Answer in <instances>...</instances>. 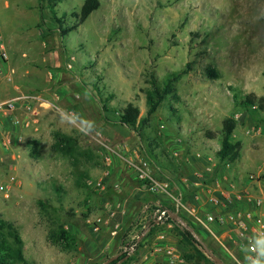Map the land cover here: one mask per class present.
<instances>
[{"label":"rangeland","instance_id":"obj_1","mask_svg":"<svg viewBox=\"0 0 264 264\" xmlns=\"http://www.w3.org/2000/svg\"><path fill=\"white\" fill-rule=\"evenodd\" d=\"M84 2L62 0L55 15L47 1L0 0L7 81L12 88L22 84L24 95L42 101L31 102L37 120L18 112L34 122L21 129L26 147L14 148L19 162L0 141V184L17 179L9 198L0 192V219L19 230L27 264H147L165 230L151 227L152 221L145 226L133 218L119 220L118 214L110 217L104 199L119 191L130 196L115 186L119 167H129L133 184L142 187L131 163L148 162L154 175L167 159L177 166L195 153L203 183L182 182L181 193L171 187L191 205L189 196L203 194L204 185L219 180L227 189L228 178L242 169L264 174V110L237 105L251 93L264 97V0H100V8L79 24L76 15ZM212 70L217 78L210 76ZM183 71L175 86L177 100H165L135 129L120 123L119 112L129 103L139 107L140 118L147 116L152 75L162 83ZM228 117L237 121L233 141L243 146L235 164L217 158ZM83 121L94 127L84 131ZM57 133L77 141L73 153L54 151ZM188 165L178 174L189 175ZM102 179L104 189L96 188ZM159 206L145 205L149 213ZM99 218L109 224L98 225ZM56 219L74 238L70 250L49 239ZM202 235L222 262L235 264L215 240ZM135 240L138 248L131 251ZM189 250L187 255L198 259Z\"/></svg>","mask_w":264,"mask_h":264},{"label":"built area","instance_id":"obj_2","mask_svg":"<svg viewBox=\"0 0 264 264\" xmlns=\"http://www.w3.org/2000/svg\"><path fill=\"white\" fill-rule=\"evenodd\" d=\"M3 58L7 59L5 53H3ZM32 99L42 103L41 98L24 94L0 102V114L12 117L13 124L18 128L11 135L4 136L1 139L3 148L12 155V159L15 162H19L21 156L14 152V148L16 146L26 147L25 136L21 129L31 128L34 123L33 120H37L39 116L38 112L31 106ZM20 111H25V113L35 118L33 120L32 118L24 119L23 115H18ZM174 156H179V154L176 152ZM131 167L136 170L137 180L146 192L154 196L168 197L173 203L175 217L186 218L191 223V226L198 228L204 235L215 240L221 250L235 264H241L243 260L240 246L247 241V238L253 232L264 231V216L261 213L264 205V174L262 173L249 176V182L253 187L245 186L242 188L231 184L227 189H213L204 185L206 188L207 207L203 208L202 206L186 203L182 195L174 196L170 183L157 180L148 162L131 163ZM210 170L208 169V171ZM197 176L201 178L200 180L203 183V175ZM16 181V177L12 176L9 177L6 183L0 184V192L3 193L5 198H9L10 191ZM199 184L195 185L198 187ZM95 186L96 188L104 189L103 179L98 181ZM254 187H257L259 194H255ZM116 208H119V205ZM116 208L111 207L110 217L116 216ZM168 215L172 216L169 207H157L154 211L155 223L160 224ZM96 223L98 225H108L109 221L99 218ZM130 248L131 251H134L135 246ZM200 248L203 247L200 246ZM152 250V253L167 256L172 263L184 262L178 248L168 243L165 237H159L153 243Z\"/></svg>","mask_w":264,"mask_h":264},{"label":"trees","instance_id":"obj_3","mask_svg":"<svg viewBox=\"0 0 264 264\" xmlns=\"http://www.w3.org/2000/svg\"><path fill=\"white\" fill-rule=\"evenodd\" d=\"M46 1L53 13H55L56 7L62 2V0H40V3L43 5V3ZM100 6V0H85L80 14L76 15L79 24L85 23L89 19V17L100 8ZM57 20L59 23H61V19ZM63 34H66V31H64ZM184 73L185 71L171 74L162 83L158 82L152 75L149 81L150 87L146 91V103L148 109L147 116L144 118H140L141 111L139 107L135 106L132 103H129L124 109L119 112L120 123L124 126L135 129L138 124H145V122L148 121L149 117H151L158 111L165 100H167L168 98L177 100L178 97L175 86L176 83H178L183 77ZM210 76L212 78L218 77L217 73L213 70L210 71ZM237 105L238 107L244 109L258 108L260 110H264V97H258L256 94L251 93L249 95L240 97V99H238L237 101ZM236 128L237 121L235 118L228 117L223 121L219 137L220 149L217 152V158L222 163L235 164L241 157L243 148L242 143L233 141ZM208 136L210 138H215V134L213 133H209ZM55 137L56 143L53 147L54 151L66 155L73 153L74 147L76 146L77 142L73 139V137L60 133H57ZM185 200L186 199H184V201ZM170 210L172 212V216L168 215V217H166V219H163L160 224L155 225L154 229L155 227L162 226V224L173 223L176 230L178 231L180 243L185 248V250L188 253H191V251L189 250L190 247L191 250L198 256V260L211 261L210 258L204 253L205 249L200 248L201 244L196 240L194 236V233H196L199 237L202 236V239L203 233L198 228L191 226V223L186 218H183L181 216L176 218L174 215V211L172 209ZM180 221L183 223L186 222V225L188 227H185ZM151 224L154 225V221H152ZM55 225L57 226V228L50 233L49 239L56 246L61 247L63 250L72 249L74 245L73 236L65 228V225L61 223L60 219H56ZM151 232L152 230L150 231V233ZM203 239V243L206 244ZM131 246H135L136 248H138V241H133L131 243ZM206 247L213 256L220 259L219 256L210 249L208 244H206ZM185 257L189 260L193 259L191 255H186ZM223 262L224 264H228L225 261ZM0 264H27V259L24 251V241L21 237V234L19 233V230L13 224L7 223L1 219Z\"/></svg>","mask_w":264,"mask_h":264},{"label":"crops","instance_id":"obj_4","mask_svg":"<svg viewBox=\"0 0 264 264\" xmlns=\"http://www.w3.org/2000/svg\"><path fill=\"white\" fill-rule=\"evenodd\" d=\"M8 44L4 39L3 34H0V52L1 53H5L6 48H7ZM10 47V46H9ZM6 54V53H5ZM7 56V55H6ZM7 60H8V56L7 59H4L3 57H0V102L1 101H5L8 99H13L16 97H19L20 95L24 94V91L22 89L23 85L21 84H17L15 85L13 88L11 87V85L8 83L7 81ZM10 95V97L5 99V96ZM5 95V96H4ZM18 128L13 124L12 121V117H8V116H4L2 114H0V141L4 136H9L11 135L15 130H17ZM2 147H1V143H0V154L2 151ZM206 154V153H205ZM203 154V159L202 161H205L207 159V154L205 155ZM135 156H138L137 154ZM0 160H2L1 156H0ZM167 164L162 167V171H160L155 175V178L159 181L162 182H168L170 183L172 188H175L177 190L180 191V193L182 192V190H180V186H182V182L183 183H187L188 181L192 182V184H198L200 183V177H198L197 175H202L201 171L198 169V167L200 166L201 160H198L195 157V153L193 155H187L186 158H183L180 161V164L177 166H172L170 159L166 160ZM186 162H188V166L186 169V172L188 173H179L181 175L178 174V169L183 166L186 165ZM201 167V166H200ZM185 171V170H184ZM117 177L116 180L118 181L117 183H115V186L117 188H122L125 189L126 194H130V196H126L127 198H123L121 196V191H119L118 193H111L109 198H106L104 200H107V204L105 205L106 208H108L109 210L111 209V207H114L115 205H118L121 207V209L118 211V216L117 219L124 221V220H128V219H136V220H141L143 222H146L145 226H149V224L151 223V221H154L155 217H154V211L152 212H147L148 208L145 207V205H149V207L152 206H157V205H161V206H167V207H172L173 203H171L172 201L166 197V196H154L151 195L150 193H147L143 187L141 186H135L133 184V178H132V170L129 167H119L118 171H117ZM183 174H187L188 176H183ZM255 174V173H251V174H245V171L242 169L240 170L239 175L236 176H232V178H228V185H236L238 187H253V185L249 182V176ZM135 179V177H134ZM220 181H214L212 184L210 185H206L210 186L213 189H224L220 186ZM240 186H239V185ZM140 185V184H139ZM200 185V184H199ZM255 189V194H259V191L257 190V187H254ZM113 190V189H112ZM111 190V191H112ZM119 190V189H118ZM206 190V189H205ZM203 192V194L199 195L197 197V195H190L189 199L191 200L192 204L198 205V206H202L203 208L207 207L206 205V192ZM113 199V201H111V198ZM197 197V198H196ZM130 198L131 199L130 201ZM141 198V199H140ZM199 198V199H198ZM145 199V201H144ZM129 200V201H128ZM115 203V204H114ZM114 204V206H113ZM142 205V207L139 209V207ZM204 205V206H203ZM139 206V207H138ZM145 207V208H144ZM108 212V211H107ZM135 212V213H134ZM261 213L264 216V205L261 209ZM157 225L154 221V225L152 224L151 227L154 228V226ZM160 228L164 227L165 232H161L158 235L159 237H165L167 239V242L175 245L178 250L181 253V256L183 258V263H172L169 258L163 254H155L152 253V255H150V259H148L147 264H224V262H222L220 259L216 258L214 256V258H212L209 254L206 253V251L204 252L211 261H205V260H198V259H187L185 256L188 254V252L185 250V248L181 245L180 243V239L178 238V231L175 228V225L173 223H168V224H162V226H159ZM147 233H150V230L147 231ZM153 235H150V237H152ZM204 244V243H203ZM206 246V244H204ZM207 248V247H206ZM209 252V251H208ZM210 253V252H209ZM218 259L220 262H217L216 259Z\"/></svg>","mask_w":264,"mask_h":264},{"label":"clouds","instance_id":"obj_5","mask_svg":"<svg viewBox=\"0 0 264 264\" xmlns=\"http://www.w3.org/2000/svg\"><path fill=\"white\" fill-rule=\"evenodd\" d=\"M84 131L91 130L94 125L90 121H83ZM243 256L241 264H264V231L253 232L247 241L240 246Z\"/></svg>","mask_w":264,"mask_h":264},{"label":"water","instance_id":"obj_6","mask_svg":"<svg viewBox=\"0 0 264 264\" xmlns=\"http://www.w3.org/2000/svg\"><path fill=\"white\" fill-rule=\"evenodd\" d=\"M181 222V221H180ZM185 227H188L185 223L181 222ZM194 233V232H193ZM194 236L196 238V240L201 244V246L203 247V249H205L206 253L209 254L212 258H214V256L208 252L206 246L203 244V242L200 240V238H198V236L194 233ZM141 240V238L139 239ZM216 259V258H215ZM217 262H220L218 259H216Z\"/></svg>","mask_w":264,"mask_h":264}]
</instances>
